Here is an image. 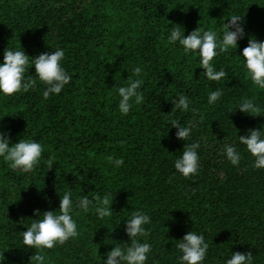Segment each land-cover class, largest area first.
<instances>
[{"label": "trees", "instance_id": "16d2710c", "mask_svg": "<svg viewBox=\"0 0 264 264\" xmlns=\"http://www.w3.org/2000/svg\"><path fill=\"white\" fill-rule=\"evenodd\" d=\"M233 15L243 17L244 36L236 49L217 50L213 67L227 76L210 81L198 52L186 55L178 41L169 42L171 30L180 27L186 37L211 29L222 40ZM250 38L264 41V0H0V63L5 49L23 50L30 59L62 49L61 66L71 76L45 99L47 86L30 66L25 80L36 79L34 88L0 93V131L10 146L25 139L44 148L28 173L0 157V264H34L35 252L46 256L45 264H104L113 247L131 244L126 221L136 211L151 219L144 225L149 235L136 238L152 246L145 264H180L176 244L190 231L209 245L202 264H226L232 253L249 251L252 264H264V168L253 167L238 138L250 129L264 138V89L247 77L241 57ZM137 79L144 101L133 99L122 115L118 89ZM217 89L221 97L209 104ZM180 95L189 100L187 112L174 108ZM245 99L261 115L239 111ZM173 120L195 123L188 140L176 138ZM195 142L198 172L185 178L174 162ZM225 145L237 149V165ZM49 157L55 158L51 169ZM66 192L79 235L53 249L25 247L22 232L44 212H58ZM95 195L112 200L110 216L100 218L94 200L88 212L76 207L79 197Z\"/></svg>", "mask_w": 264, "mask_h": 264}, {"label": "clouds", "instance_id": "9594fccd", "mask_svg": "<svg viewBox=\"0 0 264 264\" xmlns=\"http://www.w3.org/2000/svg\"><path fill=\"white\" fill-rule=\"evenodd\" d=\"M243 17L233 15L228 19V23L224 25L222 40H218L217 33L213 30L204 31L196 28L186 37L180 31V27L172 28L169 36L170 43L179 42L183 46L184 53L198 52L200 58V68L204 71L205 77L210 81H220L226 78L227 73L223 70L217 71L213 67L212 61L219 52H227L230 48H237V41L244 36V30L241 26ZM232 29V30H230ZM64 51L57 49L51 54L43 53L31 58L25 54L23 50H8L3 53V63H0V93L4 96H12L19 92H27L36 86V79L31 76L25 80V73L30 66H34L35 75L46 85L43 97L48 99L50 94H59L65 85L71 81V76L61 66L64 58ZM245 63L247 77L252 83L260 89H264V41H256L253 38L248 40V44L241 52ZM142 69L136 67L133 69V75L139 76ZM143 84L142 79L135 81L129 80L128 85L120 87L118 94L120 96L119 111L122 115H127L132 107L130 101L134 99L136 104L144 101L142 92L138 89ZM222 95L221 90L212 91L208 96V103H215ZM175 109L185 112L189 110V100L186 96L180 95L177 101L172 102ZM239 111L250 114L252 116L261 115V108L257 106L253 100H243L239 107ZM195 115L196 110L192 109ZM203 120V116L200 117ZM195 126L193 121H189L188 126H182L178 120L171 122V127L176 128L175 136L179 140L186 141L190 138L191 130ZM239 143L246 146L247 151L254 157L253 167L256 169L264 168V138H262L261 130L250 129L247 136H239ZM200 147L199 142L185 144L182 156L175 160L174 168L183 177L189 178L197 174L199 168V156L197 149ZM43 146L35 140L20 139L17 143L10 146L9 140L5 134L0 131V157L8 163L12 170H20L28 173L39 164ZM224 152L227 159L237 165L240 161V154L234 146L225 145ZM54 157H49L45 163L48 169H51ZM109 162L116 167L123 165V159L107 158ZM113 199V198H112ZM96 201L95 211L100 218L110 216L112 214L111 203L109 197L105 195L101 198L95 195L92 200L87 196L79 197L76 207L84 212L89 211V207ZM73 210V201L71 193L66 192L59 202V210L46 211L42 214V219L32 220V223L25 231L22 232L23 245L33 249H53L57 245H63L69 239L76 238L79 233L77 224L71 216ZM34 215L41 216L38 210H34ZM151 222L150 217L143 212H133L132 218L126 221L125 232L131 240V244L126 248L115 246L107 253V259L104 264H145L148 253L151 251V244L140 243L137 237H147L148 231L144 225ZM176 247L182 253L180 264H202L206 257L209 245L205 242L203 235L195 232H188L179 240ZM253 254L251 251L247 253L234 252L226 264H252ZM30 261L34 264H45L46 256L41 252H35Z\"/></svg>", "mask_w": 264, "mask_h": 264}]
</instances>
